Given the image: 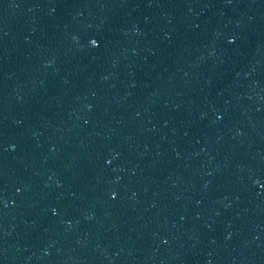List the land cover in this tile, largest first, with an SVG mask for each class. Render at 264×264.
Listing matches in <instances>:
<instances>
[{
  "label": "water",
  "instance_id": "1",
  "mask_svg": "<svg viewBox=\"0 0 264 264\" xmlns=\"http://www.w3.org/2000/svg\"><path fill=\"white\" fill-rule=\"evenodd\" d=\"M0 264H264V0H0Z\"/></svg>",
  "mask_w": 264,
  "mask_h": 264
}]
</instances>
